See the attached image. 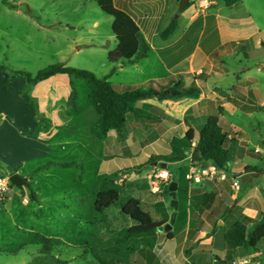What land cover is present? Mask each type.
<instances>
[{
  "label": "crops",
  "instance_id": "obj_1",
  "mask_svg": "<svg viewBox=\"0 0 264 264\" xmlns=\"http://www.w3.org/2000/svg\"><path fill=\"white\" fill-rule=\"evenodd\" d=\"M178 2L179 0H113L117 9L125 12L135 21L150 49L147 57L134 63L110 65V70L114 67L115 73L109 80H112L117 73L125 71L126 67L129 68L127 72H130L136 81L117 84L146 85L150 83L153 87L160 88L168 84V78L184 75L186 85L195 82L201 94L197 99L158 101L156 98H150L137 102L135 109L138 117L127 118L123 141L119 139L115 131H111L102 142L93 138L91 129L97 121V114L89 102L90 106L87 105V108L93 109L95 113L93 123L89 127V136L92 141H95L94 143H98L96 145H100L97 154L91 153L92 159L99 165L91 194L94 198L95 192L99 189L102 176L100 167L105 164L104 161L108 156L120 157L126 163L127 158L130 160L144 153L145 160H148L152 155H161L154 153L153 149L164 148L171 152L173 143L182 139L189 129L195 134V140L192 143L194 146L198 133L208 117L214 115L220 106L223 110L220 115V125L223 132L227 134L225 147L231 149L234 156L228 163L235 177L238 178L243 195L237 200L236 192L224 193L223 188L222 192H217L214 189L217 188L216 185L209 190L200 187L188 188L186 193L195 204L196 210L188 214L186 226L188 229L192 225L196 226L200 218L201 222H204V228L194 235L193 239L184 238L179 246L181 250L184 248L183 245L188 243L187 238L192 240V245L195 247L191 252L186 253L187 258L183 257L181 262H176L177 264H264V240L258 244L255 253H247L244 248L229 251L224 241L225 231L233 222L246 217L251 220L247 224L249 229L264 214V79L251 74L252 65L250 64L252 53L257 48L264 50L261 46V42H264V14L254 12V8H249L245 0L230 7L221 0H190L181 11H178ZM149 4H156L158 7L154 6L150 10ZM142 5L147 7L141 9ZM20 6L19 0H0V65L11 71H29L28 68L35 61L36 56L34 57L33 45L31 47L29 44L26 45L23 40L14 37L9 30L17 27L18 22H23L27 28L38 27L46 30V26L36 23V15L30 13L29 7L22 11ZM172 19L177 20L178 28L172 36L162 39L160 33ZM91 26L96 28L97 24L92 23ZM92 42L100 44L96 40ZM242 43L245 45L238 46ZM21 44L27 51L24 58L19 56ZM115 44L117 45L116 40ZM85 46L88 51L95 49L93 45ZM76 51H80L79 47ZM261 59L255 63L258 73L264 72V58ZM3 81L4 75L0 72V172L5 171L25 177L29 183L28 188L34 193L36 199L34 206L30 204L16 206L4 203L10 201L9 195H6L5 201L0 202V205L3 212L12 217V220H16L13 210L23 214L34 213L38 217L39 215L35 213L41 212L46 206L42 202L46 197L39 189L42 177L39 175L42 172L48 173L53 168L68 169L69 167L50 166L32 174L37 167L49 161L81 165L84 158L82 154H72L68 161H62L60 157H52L51 154L66 153L63 144L69 143V139L55 140L58 131L69 124L66 113L71 109L78 115L83 110L77 105L76 110L68 105L69 95L74 89V79L67 75L57 74L32 86H29L23 78L9 79L6 86ZM238 112L248 117L257 115L252 128L259 142L252 150L247 147L248 136L227 118V116H235ZM75 146L80 147V150L85 147L84 142L80 140L75 141ZM249 156L260 163L244 162L236 167V159L244 161V158L247 159ZM35 160L43 163L29 165ZM180 161H185V167L188 168L190 151L187 156L172 163ZM245 168L254 169L246 171ZM54 176L61 177L59 174ZM72 183L70 189H62L63 192L61 191L60 194L76 197L75 206L79 205L80 210L81 208L83 210L84 194L82 190H79L83 185V177L79 178L76 173ZM151 192L155 193V188ZM19 197L20 194L15 193L14 199ZM234 201H237L236 204ZM70 206L62 205L65 212ZM220 208L222 212L226 210L231 214L216 228L208 219L209 216L217 217L216 221L221 219L220 214H215ZM62 213L63 211L60 210L59 218L66 228ZM73 218L75 223L70 224L72 234H74L73 229L78 226L77 221H81L78 216ZM175 218H178L177 211ZM115 221L114 224H117ZM129 221L130 224L120 236L108 237L107 248L103 247L99 251L122 255L129 263L164 264L167 254L161 253L164 245L170 248L177 243L175 234L172 232L171 239L166 238L162 247H160L162 243L158 242L160 233L157 229L148 236L130 237L120 244L119 241L124 239L125 231L135 225L130 219ZM101 223L96 224L92 235H95V240L105 241L106 236L110 234ZM64 230L67 232V229ZM60 236L63 239V235ZM79 236V239L76 236L75 245H66L83 248L84 241L81 239L80 231ZM197 241L198 244H196ZM93 249L96 251L95 245ZM171 264L174 263L171 262Z\"/></svg>",
  "mask_w": 264,
  "mask_h": 264
},
{
  "label": "rangeland",
  "instance_id": "obj_2",
  "mask_svg": "<svg viewBox=\"0 0 264 264\" xmlns=\"http://www.w3.org/2000/svg\"><path fill=\"white\" fill-rule=\"evenodd\" d=\"M19 1L22 11L29 7L30 13L36 15V23L46 26V30H41L38 27L27 28L23 22H18L17 27L9 30L14 37L23 40L26 45L29 44L30 47L33 45V49L35 50L34 57L36 56V59L29 66V71L23 70L24 72L34 75L52 64L62 63L71 68L89 71L98 78H102L109 73L111 64L107 60V55L108 52L116 48L111 31L112 18L101 12L93 0ZM245 1L248 2L249 8H254V12L260 15L264 14V0ZM154 6L157 5L149 4L148 8L151 10ZM144 7L147 6L142 5L141 9ZM92 23L97 24L96 28H92ZM94 40L99 41L100 44L92 42ZM76 42L78 43L75 44ZM85 45H93L95 49L88 51V49H85ZM78 47L80 49L79 52L76 51ZM25 53L27 54V51L21 44L19 56L24 58ZM261 58H264V50L257 48L252 53L250 60V64L252 65L251 74L260 79H264V72L258 73L256 71L257 64L255 63L262 60ZM127 69L129 68L126 67L125 71L117 73L110 82L116 85L117 83L136 81L130 72H127ZM73 79V87L76 92L75 105L83 111L77 115L69 109V112L66 113V119L69 121V124L58 131L55 140L66 141L69 139L70 142L63 144L64 148H66V153L58 155L57 152H53L51 156L55 158L60 157L62 161H68L71 159L72 154H82L84 157L81 162L82 169H75L74 167H69L68 169L53 168L48 173L42 172L39 175L42 176L39 189L42 195L46 197L42 201L46 206L43 207L44 209L42 208L41 212L35 213L39 215L38 217L34 213L23 214L13 210L16 220H12V217H9L3 212L2 205H0V264H26L37 259L40 261L58 260L66 264H98L91 253L94 245L96 252H100L99 250L103 247L107 248L109 243L107 238H112L113 236L118 238L130 224L129 219L124 217L120 210L121 204L126 199L130 197L138 198L142 202L144 209L151 214L155 222L161 223L166 221V224L170 222V216L174 211L170 204L171 198L168 190L171 182H176L179 186V191L176 192V200L178 202L176 211L178 218H175L172 229L170 230L171 233L173 232L175 234L177 243L170 248L164 245L161 254H167V257L164 258V264H171V262L177 264L176 261L181 262L183 257H188L186 253L191 252L195 247L192 245V240L190 241L188 238L193 239L194 235L204 228V222L202 223L200 218H198V224L196 226L192 225L189 229L187 228L186 222L188 214L194 212L196 209L195 204L188 198L187 193H181V190L186 192L188 188L193 187L209 190V188L216 185L217 188H214L215 191L222 192L221 190L223 188L224 193L231 194V192H236L238 194L237 200H239L243 192L240 191L238 178L235 177L230 166H228L225 169V179L212 177L205 178L199 183H194L186 180L185 173L188 171V168L185 167V161H180L178 163L167 164L166 172L168 177L166 180H162L156 177L160 168L154 165V167L152 165H146L147 160L144 158V153L130 160L127 158L126 163L120 157L108 156L104 161L105 164L100 167L101 174L104 176L101 177L110 178L113 181L114 186L119 190L120 199L115 206H112L105 213L99 214L93 211L92 204L94 198L91 191L95 186V174L97 169H99V165L97 161L92 159L91 153L97 154L100 150V145H96L98 143H94L95 141H92L89 136V127L93 123L95 113L92 111L93 109L89 110L87 108V105H90L87 98L88 89L86 83L81 79ZM227 118L234 122L248 136L249 143L247 147L252 150L259 142L257 134L252 128V123H255L257 115L248 117L246 114L238 112L235 116H227ZM76 140L84 142V149L80 150V147L75 146ZM260 145L262 147V144ZM153 150L154 153L161 155L170 154L169 150L164 148ZM145 151L147 152L149 150ZM184 152L185 156L189 154V150H184ZM235 162L236 167H239L244 162L260 163L250 156L247 159L244 158V161L236 159ZM40 163L43 162L35 160V162L29 165H41ZM245 170L250 171V169L247 170L246 168ZM76 173L81 178L83 177V185L82 187L79 186V190H82L84 194L82 197L83 210L82 208L80 210L79 205L78 207L75 206L76 197L60 194L61 191L63 192L62 189L71 188L73 185L72 179ZM0 174L8 178L12 175L5 171L0 172ZM58 174L61 175V179L54 176ZM102 181L103 179L100 178L99 184ZM234 182H237L238 190L234 189ZM154 186H158L157 193L151 192ZM29 192L28 188L19 190L11 186L7 194V196L9 195L10 201L4 203L14 204L16 206L23 204L34 206L35 203L29 197ZM15 193L20 194L18 199H14ZM5 199L6 197L0 202L5 201ZM62 205L71 206L65 212ZM60 210L63 211L62 214L65 217L66 228L61 224L62 221L59 218ZM221 210L220 208L215 212L216 215L220 214L222 216L221 219L216 221L217 217L212 216H209L208 219L216 228L219 227V223L227 220L231 214L228 211L226 212V210H223V212ZM73 216H78L79 220H81L77 221L78 226L73 229L74 234L70 232L72 230L70 226L71 222L75 223ZM114 221L117 224H114ZM99 222H102L101 224L105 226V230L110 234L106 236L105 241L95 240V235H92L96 224ZM18 223L19 226H17ZM64 229H67V232ZM79 231L82 232L81 239L84 241L83 248L67 246L66 244L75 245L77 241L76 236L78 239L80 238ZM101 232L104 231L101 230ZM158 232L160 233L158 242L162 243L160 246L162 247L167 240L166 233L162 231ZM60 235H63V239L60 238ZM186 237H188V243L183 245L184 248L181 250L179 247L180 243H183ZM44 239H47V241L44 242ZM196 244H198V241ZM45 245L47 246L46 251L43 250ZM156 251L158 250L156 249ZM245 251L252 253L246 249ZM210 255L212 256L213 254L210 252Z\"/></svg>",
  "mask_w": 264,
  "mask_h": 264
},
{
  "label": "trees",
  "instance_id": "obj_3",
  "mask_svg": "<svg viewBox=\"0 0 264 264\" xmlns=\"http://www.w3.org/2000/svg\"><path fill=\"white\" fill-rule=\"evenodd\" d=\"M101 12L112 18L111 31L116 40V48L108 52L107 60L111 65L117 63H134L137 60L147 57L149 52V44L142 35L139 27L135 21L122 10L117 9L113 0H93ZM226 6L230 7L241 0H221ZM178 28L176 19H172L168 26L160 33L162 39H167L172 36ZM245 43L238 46H244ZM264 48V42H261ZM0 72L4 75V86L7 85L9 79L23 78L29 86L35 85L38 82L48 80L49 78L63 74L69 78H77L84 80L88 89V100L93 106L97 121L91 129L93 138L96 141L102 142L106 139L111 131H115L121 141L125 139V128L127 118L129 116L138 117L135 109V104L139 101L156 98L158 101L171 100L180 101L183 99H197L201 94V90L195 82L186 85V77L184 75H177L168 78V84L163 87L155 88L152 84L146 85H129V84H113L109 78L115 73L113 67L109 73L98 78L93 73L68 67L62 63H55L34 75L24 71H11L6 67L0 65ZM76 92L72 89L68 105L74 110L77 109L75 105ZM222 108L218 106L216 113L208 117L204 126L198 133V137L194 146L195 134L193 130L189 129L185 136L173 143L171 152L168 155H152L146 165H152L164 161L172 163L181 160L185 157L184 150L190 151V162L194 165L206 166L214 164L220 169L224 168L227 162L232 161L233 151L225 147L227 141V134L223 132L220 125V115ZM50 166H58L61 168H68L75 166L82 169L81 165L76 163H60L49 161L37 167L33 174L47 169ZM254 169V168H246ZM104 177V176H103ZM80 178V175H79ZM99 189L94 194L92 210L102 214L105 210L115 206L120 199V193L113 181L110 178H102ZM29 197L35 201L34 193L28 188ZM179 191V186L177 191ZM181 193H186L181 190ZM121 214L129 218L135 225L125 231L122 244L124 240L130 237H143L153 233L158 227L166 224V221L157 223L153 220L151 214L144 209L142 202L138 198L130 197L126 199L120 207ZM251 220L244 217L241 220L233 222L225 231L224 241L229 251L237 248H244L248 252L257 251L258 244L264 240V214L258 222H254L249 229L247 224ZM171 232L166 233V237L171 239ZM44 242L47 239L43 240ZM44 251L47 250L45 245ZM48 252V251H47ZM92 256L98 264H139L129 263L124 260L122 255H115L112 253H100L91 250ZM216 259L218 257L216 256ZM28 264H66L58 260L54 261H40L35 260Z\"/></svg>",
  "mask_w": 264,
  "mask_h": 264
},
{
  "label": "built area",
  "instance_id": "obj_4",
  "mask_svg": "<svg viewBox=\"0 0 264 264\" xmlns=\"http://www.w3.org/2000/svg\"><path fill=\"white\" fill-rule=\"evenodd\" d=\"M229 166V163L227 162L224 165L223 169L218 168L214 164H208L206 166L202 165H194L191 162L188 166V171L185 173V178L188 181H192L194 183H199L205 178H214L218 177L220 179H225V169ZM157 178L166 180L168 177V174L166 170L160 169L158 174L156 175ZM11 184L9 182V178L0 174V201H2L6 195L8 194L9 190L11 189ZM155 193L158 192V186H154ZM234 189L238 190V184L237 182H234Z\"/></svg>",
  "mask_w": 264,
  "mask_h": 264
},
{
  "label": "water",
  "instance_id": "obj_5",
  "mask_svg": "<svg viewBox=\"0 0 264 264\" xmlns=\"http://www.w3.org/2000/svg\"><path fill=\"white\" fill-rule=\"evenodd\" d=\"M189 1L190 0H179L178 11L183 10ZM154 166H157L160 169H166L167 164L165 162H159V163H154ZM9 182L12 186H14L15 188H17L19 190H23V189L29 187V183H28L27 179L25 177L20 176L19 174H12L9 177ZM177 188H178V186H177L176 182H171L168 186L169 196L171 198L170 204H171L172 208L174 209V211L172 212V214L170 216V222L165 224L162 227H158L157 228L158 231H162L164 233H167L171 230L172 224H173L175 217H176V209H177L176 191H177ZM234 203H236V201Z\"/></svg>",
  "mask_w": 264,
  "mask_h": 264
}]
</instances>
